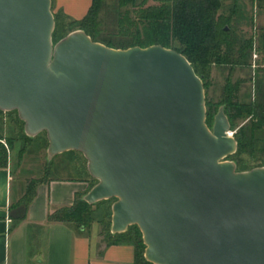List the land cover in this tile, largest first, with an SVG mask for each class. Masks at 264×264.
I'll list each match as a JSON object with an SVG mask.
<instances>
[{
  "label": "water",
  "instance_id": "obj_1",
  "mask_svg": "<svg viewBox=\"0 0 264 264\" xmlns=\"http://www.w3.org/2000/svg\"><path fill=\"white\" fill-rule=\"evenodd\" d=\"M52 0H0V110L17 111L47 160L83 154L114 199L111 232L137 225L153 264H264V166L238 170L221 105L180 51L115 48L76 29L55 42Z\"/></svg>",
  "mask_w": 264,
  "mask_h": 264
},
{
  "label": "trees",
  "instance_id": "obj_2",
  "mask_svg": "<svg viewBox=\"0 0 264 264\" xmlns=\"http://www.w3.org/2000/svg\"><path fill=\"white\" fill-rule=\"evenodd\" d=\"M259 2L260 7L263 8L264 0H259ZM61 12L63 20H60L59 16L54 13L56 27L53 38L55 42L73 30L83 29L94 41L115 48L147 47L153 44L174 48L188 58L196 73L202 77L206 94L213 66L228 70L224 99L218 103H212L206 98V105L209 107L207 112L210 114L216 108L218 112L219 107L224 105L232 126L237 121L250 117L249 122L238 129L235 135L238 150L229 158L237 162L238 170H240V161L236 159L237 156L241 153H250L256 144L264 145V80L258 79L255 99L249 102H242L240 99L241 86L244 81L239 79L233 82L232 80L236 68L248 67L252 56V40L245 35L238 34L231 27V22L236 18L235 8L230 13H226L222 0H92L88 11L80 19L72 18L64 11ZM65 18L69 19V22L66 23ZM261 32L262 49L264 50L263 28ZM209 113H207L208 124ZM24 136L25 143L17 148L16 140L13 137L6 138L0 131V142L3 139L8 142V147L0 143V168L8 167L9 161L15 157L12 156L14 152L18 158L15 168L20 167L24 157L32 152L30 145L34 144L38 135L31 138L24 132ZM73 152L78 151L64 152L55 156L51 161L46 159L47 165L42 176L26 178L22 197L10 208L14 224L27 217L29 206L42 182H47L50 178H61L54 174L63 165L68 171L76 170L79 176L87 172L88 175L87 173L85 175L92 180L90 189L97 183V180L88 172L87 161L83 166L73 163L76 157ZM61 155L64 156L63 160L56 163L58 157H62ZM57 166H60L59 169ZM83 195L78 194L74 204L62 206L50 212L48 220L67 223L78 234H90L86 232L87 228L91 229L94 222H99L106 231L107 246L131 244L135 249L134 264H153L144 257L146 245L137 225L130 226L123 233L113 234L111 232L110 210L112 212L114 199L102 200L90 205L83 200ZM101 207H105L107 213L101 215Z\"/></svg>",
  "mask_w": 264,
  "mask_h": 264
},
{
  "label": "crops",
  "instance_id": "obj_3",
  "mask_svg": "<svg viewBox=\"0 0 264 264\" xmlns=\"http://www.w3.org/2000/svg\"><path fill=\"white\" fill-rule=\"evenodd\" d=\"M92 0H56L58 8L75 19L82 18ZM264 29V12L259 18ZM62 156V155H61ZM58 160H63L62 157ZM50 178L37 188L27 217L14 224L11 206L25 190L26 179L14 170L12 160L0 168V264H134L131 244H113L101 249L97 234H78L69 224L48 220L50 212L74 204L78 194L90 189L91 179L79 176Z\"/></svg>",
  "mask_w": 264,
  "mask_h": 264
},
{
  "label": "rangeland",
  "instance_id": "obj_4",
  "mask_svg": "<svg viewBox=\"0 0 264 264\" xmlns=\"http://www.w3.org/2000/svg\"><path fill=\"white\" fill-rule=\"evenodd\" d=\"M222 3L223 9L226 13H230L233 8H235L236 10V18H234V20L231 22L232 29L238 32V34L245 35L247 38H250L252 40V56L250 59V65L246 68H236L232 78L233 82H236L239 79L244 81L241 86L242 88L240 92V99L242 102H249L255 99L258 79L264 80V50L262 49V32L259 25V18L264 12V7H260L259 0H222ZM61 11L64 10L61 9ZM61 11L58 8L56 0H54L53 12L59 16L60 20H63ZM64 20L66 23L69 22V19L67 18H65ZM254 54H257V56L255 57ZM227 76L228 70L223 69L222 67L213 66L212 77L209 81V86L207 88L206 94V98L209 102L218 103L224 99ZM208 109L209 107L207 106V110ZM216 109L213 110L212 114L207 112L209 113L208 122L211 127L214 124V117L217 113ZM249 119L250 117L241 119L237 121L233 126H231V132L234 136L242 125L249 122ZM23 128L24 123L18 118L17 112L0 111V131L6 138L13 137V139H15L17 142V148H19L22 143H25L23 138L25 137ZM35 139L36 140L34 141V144L30 145L32 148V152L24 157L23 163L20 167L15 168L18 158L15 152L12 155L15 156L12 158V165L17 173L21 176V179H23V181L24 179L31 176L39 177L42 176L43 173H45L44 169L47 165L46 159L48 139L44 132L40 133ZM0 143H4L6 147H8V142L6 141V139L1 140ZM73 153L76 155L73 163H76L77 166H80V164H82V166L86 164V159L84 158L82 153ZM59 159L60 158L56 160V163H58ZM236 159L240 161V170H249L257 166H264V145L260 143L256 144L253 151H251L250 153H241L239 156H237ZM63 166H57L58 169L59 167L60 169L58 171H55L54 175H74L73 171H68L67 168H64ZM86 175H88V173ZM110 205L111 204H109V206ZM105 209V207H101V215L107 213ZM110 213V215L112 216L111 210ZM86 232H95L97 234L98 237L96 239V243L101 247V249L107 246L106 231L103 229V225L101 223L94 222L91 226V229L87 228Z\"/></svg>",
  "mask_w": 264,
  "mask_h": 264
},
{
  "label": "built area",
  "instance_id": "obj_5",
  "mask_svg": "<svg viewBox=\"0 0 264 264\" xmlns=\"http://www.w3.org/2000/svg\"><path fill=\"white\" fill-rule=\"evenodd\" d=\"M254 56L256 57V56H257V54H254ZM230 134H232V135H233V133L231 132V130H230Z\"/></svg>",
  "mask_w": 264,
  "mask_h": 264
}]
</instances>
